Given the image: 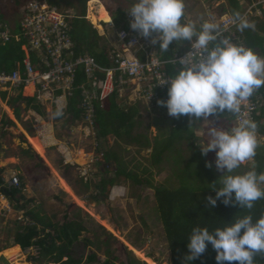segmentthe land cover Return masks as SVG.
<instances>
[{
	"label": "rangeland",
	"instance_id": "374dc122",
	"mask_svg": "<svg viewBox=\"0 0 264 264\" xmlns=\"http://www.w3.org/2000/svg\"><path fill=\"white\" fill-rule=\"evenodd\" d=\"M18 1L25 5L32 0ZM242 1L253 8L260 2ZM131 4L132 0H90L87 3L86 18L104 38L106 47L114 48L119 43L109 10H115L118 6L128 9ZM261 5L264 6V3ZM0 6L14 24L18 8L12 0H0ZM102 6L108 11L112 22L94 25L88 17H98ZM184 6L182 24L195 23L199 29L202 23L211 21L220 26L222 34L232 29L229 24L233 19L226 0H184ZM62 8L70 16L80 15L81 12L77 0H64ZM256 16L261 14L254 10L248 19L254 27L257 26L254 22ZM31 87L32 91H24L26 97L37 96L34 86ZM18 95L10 88H0V169L4 170L0 176L5 180L11 175L21 178L25 185L22 194L26 199L20 205H26L27 211L33 209L60 228L65 223L81 224L85 231L74 244L72 252L80 264H103L108 257L114 264H125L128 251L145 264H172L165 230L156 211L154 189L146 184H135L124 176L116 181V185L109 184L105 192L97 186L101 183L103 173L105 178H114L117 171L114 161L105 163L106 152H116L122 156L128 171L148 178L154 186L177 185V169L172 170L173 166L167 163L155 166L152 146L143 148L114 136L100 140L94 120L93 124L89 121L76 122L68 112L59 119V109L55 108L50 100L52 98L48 96L40 100L45 116H36L37 113L32 109L25 111L27 104L23 103L20 121L10 104ZM128 96L126 100L120 99L121 105H135L140 110L133 134H146L153 144L155 136L159 134V125H168L166 120L169 116L161 115L160 111L151 110L145 103L131 99L130 93ZM6 120L15 122V127H5L3 122ZM195 123L196 135L200 139L198 143H206L211 138L209 131L212 126L219 127L210 117H201ZM223 124L226 129H220L230 130L233 127ZM5 130H9L10 134L2 136ZM258 142L259 146L264 145V139L260 138ZM28 150L39 158L26 155L24 151ZM213 152H208L209 160L216 159V153ZM259 152L257 148L256 154ZM79 153L85 157L82 163ZM242 166L244 168L237 169L240 173L256 166L255 159ZM213 168L220 175L224 174L217 167ZM27 200L34 202L26 204ZM20 205L10 202L0 193V264H14L17 260L19 264H56L45 258L31 262V258H39L38 248L23 250L14 244L18 227L32 223L26 215L27 211L20 209ZM14 246H19L18 252ZM94 253L98 261L89 262L90 255Z\"/></svg>",
	"mask_w": 264,
	"mask_h": 264
},
{
	"label": "trees",
	"instance_id": "16d2710c",
	"mask_svg": "<svg viewBox=\"0 0 264 264\" xmlns=\"http://www.w3.org/2000/svg\"><path fill=\"white\" fill-rule=\"evenodd\" d=\"M16 6L21 3L18 0H13ZM64 0H48L52 5L62 8ZM89 0H77V5L80 6V15H77L71 23V35L76 43V52L91 54L96 61L103 67H111L108 60L109 47L104 45V38L99 35L91 23L86 18L87 2ZM229 4V14L235 20L236 15L249 19L248 10L252 9L261 12V16H256L254 22L257 26L246 28L240 31L236 25L232 26L230 32L222 34V38H228L232 43L243 45L246 48L253 49L258 56L264 58V6L258 3V6H246L242 0H226ZM254 2L253 0H251ZM251 2V4H253ZM72 5L71 3H69ZM127 8L118 6L115 10L110 9V14L113 19L114 27L118 31H129L130 24L127 22ZM0 15L4 17L1 13ZM254 19V18H253ZM183 19L181 18V21ZM16 25L19 23L18 18L15 20ZM19 26V25H18ZM14 30V33L19 32V27ZM195 38H193L194 40ZM103 42V43H102ZM215 42L210 44V48L214 47ZM190 47L189 41L172 42L169 45L167 52H160L159 44L157 43L156 56L164 63L165 71L168 77L174 76L181 65L175 62L176 58L182 56ZM142 58L143 54L141 55ZM25 58V52L22 49V43L12 39L11 42L0 43V71L8 73L17 69V63L22 62ZM34 59V58H33ZM105 75H99L102 79ZM83 83H86V76L83 71L78 72L76 79L77 88L74 95L69 99L66 109L58 110V118H62L67 112L71 114L74 121H83L86 113L82 108L84 100L83 90L79 88ZM92 91L94 88H90ZM167 95V90L161 92ZM6 93L4 94V98ZM127 99V98H126ZM251 101L256 103L258 109L253 113V121L258 124L257 133L264 137V86L259 88L251 97ZM26 103L25 111L32 109L41 116H45L44 108L41 103L35 98L24 97L19 94L10 102L15 111V116L21 121L23 108L21 105ZM95 118L94 127L97 130L99 139H107L109 136H114L118 140L129 144L142 146L143 148L153 147L154 165L160 167L167 163L177 169L175 174L178 177L177 185H160L154 186L148 178H141L138 174L127 170L124 159L116 152H106L104 155L105 163L114 161L117 165V171L114 178H101V183L97 186L101 191L105 192L107 186L116 185V181L124 176L127 180H132L135 184H146L152 187L155 191L156 211L158 219L163 224L165 236L168 241V248L171 255L172 264H217L215 260L216 252L208 244L205 253L201 257L193 261L187 260L189 254L187 247L188 239L193 228H207L213 232L216 228H223L230 222L243 218L246 215H251L253 222L261 217H264V198L255 202L251 210L242 209L236 203L225 205L222 199L217 201L215 207L209 204L207 197L215 198V190L212 187H221L220 175L216 167L215 157L209 160L207 155H202L198 145L199 137L196 135L195 125L196 118H189L187 115L179 118L172 117L168 114L166 107L155 109L160 111L161 115H168V125H159V134L155 136L153 144L146 134H136L134 131L137 125V119L140 114L138 106H122L120 103L119 93L108 99L100 102L99 99L94 100ZM245 108V106H242ZM157 113V114H158ZM240 114L222 113L219 116H209L219 125V128H225L227 125L236 126ZM194 120V121H193ZM193 121V122H190ZM5 127H15V123L11 120L3 122ZM10 134L9 130L2 132V136ZM162 137V138H161ZM261 151L254 157L257 172H264V145L258 147ZM35 150V149H34ZM29 157H36L31 150L24 151ZM37 152V151H36ZM38 153V152H37ZM215 154V152H213ZM39 154V153H38ZM215 156V155H214ZM211 163V167L206 164ZM179 164V166H178ZM244 168L241 166L239 169ZM4 172L0 169V174ZM146 172V171H145ZM237 173H240L236 170ZM106 174H108L106 172ZM20 178V177H19ZM5 179L0 176V193L5 196L10 202L17 203L24 201L26 198L22 194L25 188L23 181L20 178L19 187L8 188ZM264 188L263 185H261ZM19 196V197H18ZM18 197V198H17ZM28 203H33L34 200H27ZM22 210L27 211L26 205H20ZM26 215L31 219L32 223L25 227H18L16 231L14 244L19 245L23 250L37 247L39 249V258H31V262H36L38 259H47L56 264H80V260L74 258L72 252L74 244L79 240L85 228L81 224L65 223L61 228L52 222L47 221V218L40 216L33 209L28 210ZM14 246V247H19ZM128 260L125 264H145L136 256L127 252ZM97 254H91L89 262H97ZM103 264H114L111 257L106 258ZM227 264V262H225ZM236 264V262H233ZM253 264H264V253H257L254 256Z\"/></svg>",
	"mask_w": 264,
	"mask_h": 264
},
{
	"label": "clouds",
	"instance_id": "9594fccd",
	"mask_svg": "<svg viewBox=\"0 0 264 264\" xmlns=\"http://www.w3.org/2000/svg\"><path fill=\"white\" fill-rule=\"evenodd\" d=\"M258 1L264 3V0ZM12 3L16 6L13 0ZM21 5L16 6L17 14ZM184 7V0H132L127 10V14L132 17L129 22L131 29L145 39L151 38L153 45L158 43L160 52H167L174 41L190 42L192 51L178 60L181 65L178 72L161 83L167 85L168 98L158 100L157 103L166 107L168 114L176 118L187 115L198 120L201 117L219 116L225 112L238 116L242 104L264 86V58L251 48L222 38L220 26L215 22L206 21L199 29L195 23L182 24ZM250 10L248 13L252 15L253 10ZM1 13L4 16L2 18L0 15L2 20L10 25L16 24H12L6 13ZM235 20L240 31L251 27L238 14ZM118 32L121 31L117 30ZM213 42L214 47L209 48ZM14 91L24 94L23 90ZM96 99H99V95ZM68 102L65 105L61 100L59 110L66 109ZM257 129L258 124L255 121L243 118L230 130L212 126L209 131L211 138L206 143H198L202 155L215 151V165L224 173L219 179L222 186L212 187L215 198L207 197L213 207L222 199L225 205L236 203L242 209L251 210L256 201L264 198V188L261 187L264 185V172H257L255 168L244 173L236 172L245 162L256 156L259 147ZM206 166L212 165L207 163ZM13 177L5 181L8 188H11L9 183ZM209 243L216 252L217 264H253L254 256L264 253V217L253 222L252 216L246 215L223 228H216L213 232L206 227L193 228L188 239L189 254L186 259L193 261L201 257Z\"/></svg>",
	"mask_w": 264,
	"mask_h": 264
},
{
	"label": "built area",
	"instance_id": "2783aa9c",
	"mask_svg": "<svg viewBox=\"0 0 264 264\" xmlns=\"http://www.w3.org/2000/svg\"><path fill=\"white\" fill-rule=\"evenodd\" d=\"M261 2L263 1L259 3ZM18 14L17 25H10L0 17V43L6 44L15 39L22 43L25 52V58L17 63L16 70L11 73L0 71L1 89L24 91L33 85L39 101L46 99V96L51 97L52 104L61 109L58 104L63 100L67 105L77 88V74L83 71L86 83L79 86L84 97L82 108L86 111L85 120L91 124L96 111L94 100L98 95L99 100L104 101L116 91L120 99L129 98L130 93L131 99L145 103L151 110L163 108L157 101L168 98L165 94L163 97L161 95V92L167 90V85L161 83L169 77L164 63L156 56L157 44L153 45L151 38L145 39L131 28L127 32H118L120 46L110 47L108 54L111 67H103L88 52H76L71 23L77 15L70 16L63 8L52 5L47 0H32L22 5ZM131 19L127 14L128 23ZM236 23L232 20L229 25L234 26ZM17 26L19 32L14 33ZM190 51L191 46L175 62ZM142 54L145 59L141 57ZM99 75L105 76L102 79ZM90 86L94 88L93 91ZM242 106L245 108L242 107L238 120H253V113L259 104L253 103L249 98ZM19 185L20 179L14 176L9 187Z\"/></svg>",
	"mask_w": 264,
	"mask_h": 264
},
{
	"label": "bare ground",
	"instance_id": "6f19581e",
	"mask_svg": "<svg viewBox=\"0 0 264 264\" xmlns=\"http://www.w3.org/2000/svg\"><path fill=\"white\" fill-rule=\"evenodd\" d=\"M89 20L92 21V23L94 25H97L98 22H105V23H111L112 22V19L108 13V11L105 9L104 6L101 7L100 11H99V14H98V17L94 16V15H90V17H88ZM27 91H32V88L31 87H28L26 89ZM34 90V89H33ZM80 154V153H79ZM80 158V162H84V154H80L78 156ZM79 158H77V160L79 161ZM87 161V160H85ZM16 252L19 251V247H15L14 249ZM19 260H17L14 264H19L18 262ZM22 264H26V263H22ZM27 264H31V263H27Z\"/></svg>",
	"mask_w": 264,
	"mask_h": 264
},
{
	"label": "crops",
	"instance_id": "0c3cea01",
	"mask_svg": "<svg viewBox=\"0 0 264 264\" xmlns=\"http://www.w3.org/2000/svg\"><path fill=\"white\" fill-rule=\"evenodd\" d=\"M2 11H3V10H2ZM3 12H4V11H3ZM4 13H5V12H4ZM14 29H15V28H14ZM118 45H120V44L118 43ZM30 87H31V86H30ZM31 88H32V87H31ZM23 95H24V97H26V94H25V93H24ZM60 102H61V101H60ZM33 111H34V110H33ZM14 112H15V111H14ZM36 113H37V112H36ZM36 116H39V117H40L41 115H39V114L37 113ZM83 121H84V120H83ZM14 123H15V122H14ZM260 138L264 139L263 136H261L260 134L257 133V139L260 140ZM52 143H53V142H52ZM11 176H12V175H11ZM11 176H10V177H11Z\"/></svg>",
	"mask_w": 264,
	"mask_h": 264
}]
</instances>
